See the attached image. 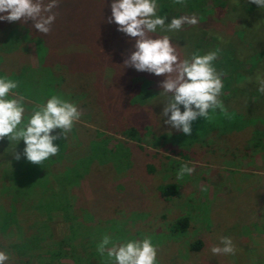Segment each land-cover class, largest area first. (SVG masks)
Masks as SVG:
<instances>
[{"label": "trees", "instance_id": "1", "mask_svg": "<svg viewBox=\"0 0 264 264\" xmlns=\"http://www.w3.org/2000/svg\"><path fill=\"white\" fill-rule=\"evenodd\" d=\"M228 1L230 2L228 3ZM235 1L180 0L177 2V0H157L158 14L166 16V22L172 16L197 15V25H186L181 31L168 34L172 37L173 43L182 46L177 47V53L181 59L192 52L204 54L208 51H217V58L213 64L216 70L222 73L223 88L221 92H228L225 97H219L223 110L220 108L210 110L207 119L198 118L197 121L193 122L192 133L189 137L180 139L179 136L184 134L180 132L177 134L176 140L179 147L190 142L200 143L204 141L206 143L207 136L211 132L221 135V133L231 131L233 128H239L231 131L230 134L238 131L247 137L250 152L264 151V93L257 91V78H264V50L257 51L255 44L259 30L264 29V21H262V26H258L254 14H248V11L257 13L255 4L250 3L252 6H249V0H245L248 4L244 10L240 5L241 0L237 8L232 6V2ZM52 11L56 14V19L48 33L51 43L57 36L65 37L64 34L67 36L68 33L62 31V24L67 25V30L74 29V31L79 32L78 35L81 38V42L77 43L80 46L78 50H71V53L56 60V64L59 65L57 70L67 76L79 78V80L84 78L87 86H90L87 92H82V94L71 92L64 98L77 104L92 93L89 98L93 97L97 108L96 113L100 120L104 124L109 123L110 126H114L128 141H137L140 136V129H147L148 127L150 114L163 107L164 97L159 94L161 89L158 86V82L163 77L137 72L131 67L124 66L123 60L131 50L133 41L123 33L117 32L115 24L108 23L110 16L109 0H60L58 6ZM224 18L227 20L224 21ZM24 23L32 25L31 21ZM245 26H248L246 30ZM237 30L240 32V38L236 35ZM228 31L232 36V41L226 44V32ZM223 37L225 38L224 41ZM261 37L264 38V34ZM22 39L23 36L20 37L18 33H10L3 40H0V62L8 60L9 57L18 56L22 52L23 49L20 45ZM10 46L12 47L10 48ZM245 58H248L247 62L250 66L246 69H240L239 64ZM22 71H20L21 73L12 72L9 74L10 78L16 80L20 85L19 93L21 95L26 94L23 90L28 88V79L23 77ZM0 74L4 73L0 71ZM43 85L45 86V84ZM56 86H58L56 80L49 83L48 89L46 88L43 93L46 99L50 95L59 94L58 90L55 89ZM38 100V97L34 96V101L38 102ZM64 140L68 143V139L65 137L54 142L59 145L57 154L49 157L41 164H33L22 159L9 162L5 170L0 169L4 175L9 174L10 176L7 181L1 183L0 194L3 190L2 187L4 185L9 186L13 179L15 184L12 189L15 194H11L10 190L6 188L7 191L4 196L6 204L0 202V233L8 235V230L13 224H18V229L11 231L15 232L17 237L19 236L17 239L25 248V253L39 255L38 264H68L62 262L65 258L70 259V264H112L106 258V252L104 255L99 254L97 245L104 229L108 228L117 232L114 221L107 228H104L107 225L100 226L97 229V235L90 239L92 241L91 247L85 248L90 251L84 253H90L93 258L84 254L69 257L65 253L66 247L72 250L76 249L75 241L77 238L82 239L85 226L98 224L99 221L94 219L95 215H92L88 207L87 210H81L77 205L76 193L71 192L74 191L75 188L72 187L77 185L81 173L88 171L89 168L93 199L84 198L82 200L87 201V204L90 203L91 209H94L97 212L96 216L99 217L98 202L103 204L113 202L115 204L125 200L126 196H130L132 193L119 194L115 189L107 190V186L102 181L105 177L104 174H99V172L93 174L91 169L98 166L102 172H105L106 169H110L111 172L119 169L124 171L123 162L118 158V154L106 149L105 143L98 144L103 141L100 138L95 140L98 143H95L94 139L90 141L83 154L84 158L76 157L73 159L77 162H70L69 156L79 155L80 150L74 148L70 143L66 146L65 142H61ZM16 144V141H9L7 137L0 139V156L9 154V149L12 147L23 149V141ZM129 144L135 147L136 154H150L141 145ZM129 144L125 143V150L128 154L129 152L133 153L130 151ZM178 153L184 155L181 150ZM81 159L84 160L80 161ZM0 160L7 165V157L0 158ZM55 163H61L62 168L57 172L59 177L53 176L51 178L48 171L54 167ZM35 190H43L47 194L42 193L40 195V193V196L35 198L33 193ZM160 196L164 199L178 196L176 184L161 186ZM62 203L64 206L58 210ZM32 209L37 211L38 218L35 222L38 225L43 222L41 212L47 213L49 222L46 226L33 224L28 226L22 221L24 215ZM60 214H65L63 219L69 224L68 228L63 231L57 226ZM187 227L188 218L181 217L169 223L167 230L171 234H179L184 232ZM91 233L92 231L89 234ZM46 240L47 245L43 244ZM80 242L81 240L78 241V243ZM203 245V240L199 239L191 243L189 249L199 251ZM7 253L9 254V252ZM19 254L15 253V255ZM9 255L13 254L10 253ZM20 256H11L12 263L29 264L28 260L25 259L26 257ZM19 259H25L27 263Z\"/></svg>", "mask_w": 264, "mask_h": 264}, {"label": "rangeland", "instance_id": "2", "mask_svg": "<svg viewBox=\"0 0 264 264\" xmlns=\"http://www.w3.org/2000/svg\"><path fill=\"white\" fill-rule=\"evenodd\" d=\"M239 1L232 2V6L237 8ZM245 4L246 1L241 0L240 5L244 10H246L248 3ZM249 6L252 5L249 3ZM248 14H254L258 26L263 25L264 9L260 10L257 7V13L248 11ZM226 20L224 18V21ZM62 25V31L68 33L67 36L65 34V37L57 36L51 43L49 34L39 33L32 25L21 21L0 22V40H3L10 33H18L20 37L23 36L20 41L22 52L20 51L18 56L9 57L4 62L1 61L0 71L4 73L3 75L9 76L12 72L16 74L21 73V69H27L22 71L23 77L28 79V88L23 90L26 94L22 95L26 114H30L36 105L46 100L43 94L44 90L49 86V83H53L55 80L58 83L55 89L63 98L70 95L71 92L82 94V92L89 91L90 86H87L84 78L79 80V78L67 76L57 70L59 65L56 64V60L68 55L71 50H78L80 46L77 43L81 42L79 32L74 31V29L67 30V25ZM247 27L245 26V30ZM263 34L264 29H260L256 36L257 51L264 50V38L261 37ZM236 35L240 38L239 31L236 32ZM231 37L228 31L226 32V39L223 37V41L225 39L226 44L231 43ZM247 60L248 58L242 60L243 62L239 64L240 69H246L250 66ZM48 72L50 74H47ZM20 89V85H18L15 91L19 93ZM227 93V91L221 92L220 97H225ZM90 95L76 104L81 113L80 119L66 134L65 138L68 139V143L65 140L61 141L65 142L66 146L70 143L74 148L80 150L79 155L69 156V161L77 162L73 158H84L83 154L90 141L94 139V142L98 143L95 140L102 139L103 141L98 144L105 143L107 150L118 154V158L123 162L124 171L119 169L111 172L110 169H106L105 172H102L100 167L94 166L91 172L104 174L105 177L102 181L107 186V190L115 189L119 194H132L115 204L113 202L109 204L108 202L106 204L98 202V217L96 216L97 212L91 209L90 203L87 204V201L82 200L84 198L93 199L90 169L82 172L77 185L72 187L75 189L71 193H76L77 205L81 210H87L88 207L92 215H95L94 219L99 221L98 224L85 226L82 239L77 238L75 241L77 245L75 250L66 247L65 253L69 257L72 255L80 256L81 254L92 257L90 253H84L90 251L85 249L91 247L92 241L90 239L97 235V229L100 226L107 225L104 227L107 228L114 221L117 232L108 228L104 229L100 239L104 235H110L116 242L142 239L145 236L151 237L152 243L156 246L158 264H264V151L250 152L247 137L238 131L230 134L231 131L239 128H233L231 131L221 133V135L211 132L207 136L206 143L204 141L200 143L190 142L179 147L176 140L179 132L170 129L163 124L162 119L160 120L159 114L162 109L157 112L153 111L155 114H150L147 129H140L138 140L130 142L114 126H110L109 123L104 124L100 120L96 113L95 101L93 97L89 98ZM30 96L32 98H29ZM34 96L38 97V102L34 101ZM187 137L189 136H179L180 139ZM125 143L141 145L150 154H136L135 147L131 144H129L130 151L133 153L129 152L128 154L125 150ZM9 150V154L0 156V158L7 157L8 161L5 165L0 160L1 170L7 169L9 162L16 161L14 152H22L21 149L15 147ZM179 150L184 155H180ZM22 159L25 161L23 157L20 160ZM82 160L84 159L80 161ZM181 164H188L193 167L194 172L191 175H185L182 180H177L176 172ZM61 168V163H55L48 174L51 178L53 176L59 177L57 172ZM45 172L47 174V171ZM106 172L107 174H105ZM0 176H2L0 185L10 177L9 174L4 175L2 172H0ZM172 183L176 184L178 196L171 199L162 198L160 187ZM14 187V179L9 186L4 185L2 187L1 203L6 204L4 197L6 188L10 190L11 194H15L12 192ZM42 191L35 190L33 192L34 197H39L42 193L47 194V192ZM93 204L95 205V203ZM63 206L64 203L58 207V210ZM36 213V210H29L22 221L28 226L30 224L46 226L49 222L47 213L41 212L43 222L39 225L35 222L38 218ZM65 214L58 216L57 226L62 231L69 226L67 221L63 219ZM181 217L188 218L187 229L179 234L169 233L167 230L169 223ZM18 227V224H13L8 230V235L0 233V250L13 254L10 255L9 264H13L11 256L17 257L19 255L26 257L25 259L28 260L29 264H38L39 255L25 253V248L17 239L19 236L17 237L15 232L11 231L17 230ZM91 231L92 233L89 234ZM221 236L231 238L236 249L234 254L213 255L211 253V247L220 246L219 237ZM199 239L203 240L204 243L201 250H190L189 245ZM80 240L81 242L78 243ZM43 244L47 245V240ZM15 253L20 254L15 255ZM45 255L47 256V254ZM25 259L19 260L24 262ZM62 262L71 263L69 258L63 259ZM25 263L27 262L25 261Z\"/></svg>", "mask_w": 264, "mask_h": 264}, {"label": "clouds", "instance_id": "3", "mask_svg": "<svg viewBox=\"0 0 264 264\" xmlns=\"http://www.w3.org/2000/svg\"><path fill=\"white\" fill-rule=\"evenodd\" d=\"M59 2L0 0V22L31 21L33 28L46 35L56 19L52 10ZM249 3L264 9V0H249ZM109 8L108 23L115 24L117 32L133 41L123 60L124 66L163 77L158 86L159 94L164 97L159 114L164 125L189 136L198 118L207 119L210 110H223L219 99L223 88L222 73L213 64L217 51L192 52L181 59L177 47L182 46L173 43L168 34L179 32L186 25H197V15L172 16L166 22L167 17L158 14L157 0H109ZM257 81V91L264 93V78L258 77ZM17 87L16 80L0 74V139L7 137L17 144L23 141L22 152H14L15 159L23 157L33 164H41L57 154L59 145L54 142L72 130L81 113L75 102L53 94L26 114L24 97L15 91ZM193 172V167L181 164L176 179L182 180ZM219 245L211 247L213 255H232L236 251L230 237H219ZM97 251L101 255L106 252L112 264H158L156 246L147 236L116 242L104 235ZM9 262L10 255L0 250V264Z\"/></svg>", "mask_w": 264, "mask_h": 264}]
</instances>
